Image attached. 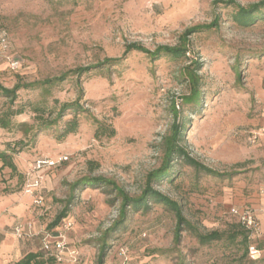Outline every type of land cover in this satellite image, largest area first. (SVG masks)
I'll list each match as a JSON object with an SVG mask.
<instances>
[{
	"label": "rangeland",
	"instance_id": "rangeland-1",
	"mask_svg": "<svg viewBox=\"0 0 264 264\" xmlns=\"http://www.w3.org/2000/svg\"><path fill=\"white\" fill-rule=\"evenodd\" d=\"M219 1L0 0V84L7 88L123 58L82 76L79 83L71 76L49 93L19 92L11 108H24L23 113L12 116L15 127L0 128V152L8 154L0 159V264H15L29 253H38L45 264H97L99 240L118 219L119 201L110 203L115 194L103 189L79 190L68 216L54 225L68 206L71 185L86 176H103L130 196H140L148 174L162 163V138L176 112L188 122L183 145L193 157L218 172L240 173L221 179L177 162L171 180L158 189L178 200L202 233L228 232L235 224L232 208L254 210L262 231L250 238L262 247L261 257L244 260L241 237L203 246L187 230L177 240L174 213L152 204L148 211L130 214L126 228L110 240L105 264H264V19L241 27L233 9ZM260 1L237 0L243 6ZM217 17L219 29L191 37L188 59L152 60L136 51L124 56L134 43L152 51L175 46L187 29ZM238 58L241 78L235 72ZM9 59L19 60L20 68L13 70ZM192 59L203 65V96L196 111L182 105L189 94L182 73ZM81 90L87 113L69 112L33 143L15 146L29 141L16 124H34L33 106L45 107L46 116L52 112L54 118L61 104L76 101ZM9 107L0 96V114ZM75 115L77 131L58 140L64 122ZM95 120L114 128L115 135H98ZM60 158L67 159L35 169L39 160ZM30 176L39 183V205L26 193ZM18 222L31 225L33 236L18 238L12 232ZM67 222L72 224L68 230L63 227ZM46 235L64 238L68 250L62 262L42 251Z\"/></svg>",
	"mask_w": 264,
	"mask_h": 264
},
{
	"label": "trees",
	"instance_id": "trees-1",
	"mask_svg": "<svg viewBox=\"0 0 264 264\" xmlns=\"http://www.w3.org/2000/svg\"><path fill=\"white\" fill-rule=\"evenodd\" d=\"M217 3H221L225 7L232 8L233 14L232 17L234 21L244 28H249L254 26L257 22L264 19V0L248 5L243 6L237 2V0H220ZM220 28V17H217L213 22L209 24H199L187 29L180 37V42L175 46H159L154 51L145 48L141 44H129L126 47L124 56L130 52L136 51L140 53L147 54L152 60H158L163 57H168L173 60L188 59L191 53V37L197 34L209 32L212 30H217ZM263 55V54H259ZM123 58H107L102 62H99L95 65L88 67H79L69 72L62 74L59 77L54 79H47L44 82H35L30 84H16L13 88H7L0 84V96H3L8 99L10 107L7 111L0 114V128L10 129L15 127V124L12 122V116L14 114L23 113V109L17 110L14 112L11 108L12 105L16 102L21 90H39L41 89L44 93H49L48 88L63 83L71 76H76V79L79 83V80L82 76L89 74L93 71L102 72L106 69H109L118 63L121 62ZM238 66L235 68V72L238 75V78H241V72L239 69L240 58L237 59ZM203 65L202 62L197 59H192L191 63L187 65L182 73L184 81L187 83L189 88V94L182 97L183 106H192L194 111L198 110L202 102L203 90H202V77L200 71ZM83 91L81 90L80 96L76 101L71 103H63L59 107L56 116L52 118V112L46 116V108L41 107L39 104L33 106L32 111L35 113L34 124L28 123H19L16 124L22 132L28 137L29 141L21 140L15 144L20 147H25L30 142H34L37 136L40 133H44L52 130L55 127H58L59 124L64 120L65 116L69 112L75 114L78 113H87L88 109L83 106L81 103ZM176 109V108H174ZM175 119L172 125L170 126L167 134L162 138V150L163 157L160 167L152 172H150L146 178L145 187L142 190L140 196L132 197L130 196L121 186H119L114 180L108 179L103 176H86L78 181L74 182L71 185V195L68 201V206L65 208L64 212L59 215L54 225H58L63 218H66L69 214L70 208L69 205L73 203L75 199V193L79 190L86 188L93 189H103L107 194H115V198L110 200V203H114L116 200L119 201V216L118 219L102 234L101 239L99 240V257L97 264H105L106 258L108 255V250L110 249V240H113L115 236L123 231L129 220V216L132 212L139 211H148L151 209L152 204L162 205L166 207L169 211L174 213L177 224H176V237L179 240V237L183 231H190L195 235L201 245H209L213 242H219L222 240L229 241L234 243L239 237L242 238V243L244 245V254L243 259L245 260L248 257L250 258L249 248L254 245V242L251 240V232L246 230L238 218L230 213V215L235 218V224H232L228 232L213 230L207 233H202L191 221L187 219L184 214L182 204L172 198L171 196L163 193L158 189V186L166 180H171L173 177V168L175 163L181 162L186 166L194 168L198 173H203L209 176L216 178H231L234 175L239 174L240 172L234 173H222L218 172L204 163L200 162L198 159L193 157L186 146L183 145L185 140V132L188 126V122L185 118L179 120L178 112L174 114ZM95 123L98 124V135L99 134H108V136L115 135V129L108 127L98 120H95ZM79 127V120L77 115H75L71 120L64 122V129L58 134V140H62L65 136L71 133H75ZM15 151V148H13ZM8 154L5 152H0V159H6ZM7 164L4 163V166ZM11 163H8L7 166H11ZM15 167V166H14ZM15 170V168H12ZM259 249H262L261 246H256ZM46 260L43 258L40 259L38 253H29L22 260L18 261L15 264H45ZM251 263H255V260H251ZM239 264H243L242 260Z\"/></svg>",
	"mask_w": 264,
	"mask_h": 264
},
{
	"label": "built area",
	"instance_id": "built-area-1",
	"mask_svg": "<svg viewBox=\"0 0 264 264\" xmlns=\"http://www.w3.org/2000/svg\"><path fill=\"white\" fill-rule=\"evenodd\" d=\"M2 43L6 42V35L1 37ZM9 65L13 70H18L20 68V61L15 59H9ZM256 139V136L254 137ZM63 159L60 160H39L37 162V170L44 169L45 167H54L61 163ZM26 193L33 197L34 203L39 205L41 202V197L39 195V183L37 180L32 179L31 176L27 179ZM231 213L236 216L241 223V225L253 234H259L262 231V226L257 214L254 210L249 208H232ZM71 223H64L63 227L65 229H70ZM12 232L18 237L23 238V236L32 237V227L29 224L16 223L12 227ZM68 250L67 244L64 238L61 236H56L55 238L50 237V235L44 236L42 240V251L49 257L55 258L57 262L63 261V253ZM249 254L253 259H259L261 257V251L256 246L252 245L249 248Z\"/></svg>",
	"mask_w": 264,
	"mask_h": 264
}]
</instances>
